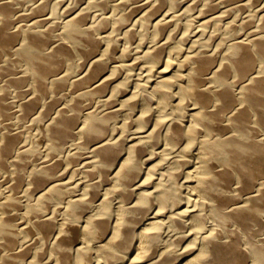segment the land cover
I'll use <instances>...</instances> for the list:
<instances>
[{
  "label": "bare ground",
  "instance_id": "6f19581e",
  "mask_svg": "<svg viewBox=\"0 0 264 264\" xmlns=\"http://www.w3.org/2000/svg\"><path fill=\"white\" fill-rule=\"evenodd\" d=\"M23 1L0 0V264H264V13L239 58L205 30L259 0Z\"/></svg>",
  "mask_w": 264,
  "mask_h": 264
},
{
  "label": "rangeland",
  "instance_id": "374dc122",
  "mask_svg": "<svg viewBox=\"0 0 264 264\" xmlns=\"http://www.w3.org/2000/svg\"><path fill=\"white\" fill-rule=\"evenodd\" d=\"M24 1H25V3H24ZM20 5H19V10L21 11V12H23L24 11V13H27L28 11H29V8H30V6H32L34 3H38V2H41L42 0H24ZM27 1V2H26ZM51 1V2H50ZM49 2H48V5L50 6H48L47 7V9L48 10H46V14H50L51 12L53 13H58L57 11H58V9H57V7H56V3H58V1L59 0H50ZM190 1H197V8L198 7H200V4H202L203 2H207L206 0H202V1H200V0H187V2H189L190 3ZM198 1H199V3H198ZM202 2V3H201ZM259 2V3H258ZM258 2H256L255 4H253V5H248V6H246V7H244V8H241V9H238L237 10V8H236V10L234 9L233 10V12L232 13H230V15L232 16V17H230V15H228L230 18H228V17H226V18H224L223 19V21H221V22H217L218 23V25L216 26V24L214 23H210L211 24V26H210V24H208V26L205 28V30L207 31V34H206V38H208V37H210V39L212 38V39H214L215 41H213L212 39L210 40L209 39V41H211L210 43H209V50H210V52H211V54H213L212 56H214V58H216V60L218 59V61L219 60H221V58L223 59L224 58V56H226V55H224V53L225 54H227L228 52V54H227V56L229 55L230 57H232V58H239V56H241V54H242V51H243V49H242V47L241 46H236L235 44H233L234 42H232V40L229 42V40L230 39H233V38H235V37H239L240 35H244V34H246V32H248L250 29H247V28H251V26H250V24H249V27H248V25H246V27H245V24H243L244 23V20H246V18L247 19H251V23H253V24H251V25H253L252 27H255V25H257L258 24V22H256V21H258L257 19H258V17L262 14V13H264V0H259ZM24 3V4H23ZM257 3L259 4V5H257ZM28 5L27 7H26V5ZM31 4V5H30ZM199 4V5H198ZM30 5V6H29ZM55 5V6H54ZM226 5H227V3H223V4H221V5H219L220 6V8H222L223 6L224 7H226ZM256 5V6H255ZM230 6V5H229ZM252 6H254V7H252ZM262 7H263V9H262ZM25 8V9H24ZM164 8L166 9V8H168V7H166V6H164ZM254 9V11H255V9H256V11L254 12L253 11V9ZM23 11H22V10ZM28 9V11H26ZM262 11H260V10ZM57 10V11H56ZM240 10V11H239ZM49 11V12H48ZM56 11V12H55ZM255 13L254 14V16H252L253 14V12ZM257 11H258V13H257ZM238 12V13H237ZM29 13V12H28ZM235 13H236V15H235ZM257 13V14H256ZM261 13V14H260ZM239 14H242V18H240L241 16L239 15ZM252 14V15H251ZM259 14V15H258ZM244 15H247V16H245L244 17ZM238 16H240V17H238ZM257 16V17H256ZM235 17H237L238 19H236ZM228 18V19H227ZM240 18V19H239ZM257 18V19H256ZM235 19V20H234ZM242 19V20H241ZM186 19H182L181 20V22H180V24L181 25H179L178 27H177V30H176V28L174 29V30H172V29H169V32L167 31L166 32V34L164 33V36L162 35L161 37L163 38H166V36L168 35V34H170L171 32L172 33H174L173 35H175V37H173L172 38V40L171 41H169L170 43H169V48H167L165 51V56H166V58H165V56H164V62L166 61V60H170V58L171 59H174V58H176V60H177V58H181L180 56H175V55H173L172 57H170L173 53V51H175V49H177V47H180V48H182L183 49V47H185L184 49H186V48H188L187 46H190V44H191V41H190V38H187V41L185 42L184 40H180L179 39V37L181 36V32H182V34L183 33H186V34H188V35H191V33H192V31L193 30H195V28H197L198 29V27H199V25H198V23L196 22V21H188V20H186V22H184ZM234 20V21H233ZM230 21V22H229ZM232 21V22H231ZM224 24H223V23ZM226 22V23H225ZM230 23V25H229V23ZM240 22V23H239ZM185 23H188V25L190 24L191 26H190V28L189 29H193V30H190L191 32H188V28L187 27H189V26H187V25H185ZM220 23H221V25H220ZM233 23V24H232ZM237 23V24H236ZM196 25L195 27H194V25ZM226 24V25H225ZM232 24V25H231ZM239 24V25H238ZM242 24V25H241ZM255 24V25H254ZM183 25V26H182ZM193 25V26H192ZM223 25V26H222ZM224 25L226 26V28L224 27ZM227 25H229V26H227ZM233 25H235V26H233ZM244 25V26H243ZM185 26V27H184ZM198 26V27H197ZM219 26V27H218ZM233 26V29L232 28H230L229 29V27H232ZM239 26V28H237ZM181 29H180V28ZM193 27V28H192ZM217 27H218V31H217ZM247 29H245V28ZM183 28V29H182ZM209 28V29H208ZM214 28H215V30H216V32L214 31ZM225 28V29H224ZM235 28L237 29V30H235ZM179 29V30H178ZM242 29V31H243V33L241 34V32L240 31H238V30H241ZM170 30H171V32H170ZM176 30V31H175ZM212 30V31H211ZM222 30V32H220ZM225 30H228L229 32H231V33H228V31L226 32ZM231 30V31H230ZM238 31L237 33L236 32H232V31ZM177 31H179V34L180 35H178V33H177ZM209 32H210V34H209ZM211 32H214V35H212V33ZM225 33L228 35L229 34V36H232L233 34L234 35H237V34H239V36L237 35V36H232V38H230V37H228V36H226L225 35ZM220 34V35H219ZM224 34V35H223ZM149 35V39H148V36H147V42H150V40H151V32L148 34ZM172 35V36H173ZM178 36V38H177V36ZM216 36V37H215ZM223 36V37H222ZM224 37L226 38V39H224ZM229 39H228V38ZM163 38V39H164ZM186 40V39H185ZM188 40L190 41V43L188 42ZM225 40V41H224ZM226 40H228V41H226ZM178 42V44H176L175 42ZM184 41V42H183ZM222 41V42H221ZM214 42V44L212 45L211 43H213ZM174 45H173V44ZM229 43V44H228ZM230 43H232V44H230ZM182 44V45H181ZM171 45H172V48H171ZM179 45V46H178ZM187 45V46H186ZM229 45H231L232 46V49H231V47L229 46ZM135 45L133 44L132 45V47H134ZM175 46V47H174ZM211 47V48H210ZM230 48V49H229ZM241 48V49H240ZM168 49H171V51L170 50H168ZM173 49V50H172ZM229 50V51H228ZM168 51H169V53H168ZM213 51V52H212ZM227 52V53H226ZM167 53V54H166ZM171 53V54H170ZM215 54V55H214ZM167 55H170L169 57L170 58H168L167 57ZM232 55V56H231ZM174 61H175V59H174ZM139 70V69H138ZM137 69H133V71H135V72H137L138 71ZM153 105H155V103L153 104ZM171 106H173V105H169L168 107H167V112L169 111V112H172L171 111ZM171 107V108H170ZM170 108V109H169ZM169 109V110H168ZM39 132H40V125H39V123H35L34 124V127H33V130H32V135H31V139H32V141L34 142L33 143V146H32V152H33V154L34 155H36L37 156V154L39 155V153H42V151L41 150H43L44 149V147H45V145H46V140H45V138H43V136L42 135H40L39 134ZM256 132V131H255ZM40 135V136H39ZM188 171V170H187ZM0 192L3 190V185H5L4 183L6 182V179L4 178V174L3 173H1L0 172ZM3 182V183H2ZM3 184V185H2ZM185 192H188V189L186 190V188L184 189V193ZM52 207V205L51 206H47V207H45L44 209H42L41 210V213H43V214H48V213H50L52 210H53V207ZM48 209H50V210H48ZM46 210H48V211H50V212H48V211H46ZM59 215H58V217H60L61 215H60V213H58ZM71 216V217H70ZM69 218H71L73 221H72V224H71V226H70V228H69V230H70V233H72V234H74V236L76 237V240L77 239H79L78 237V235H80L79 234V230L78 229H80V227H81V225L82 224H80V223H82V221H83V219L75 212V211H72V213H70V215H69ZM74 218V219H73ZM19 220V219H18ZM76 221V222H75ZM80 225V226H79ZM224 226H226V227H224ZM230 226H231V229L233 228L234 229V226H233V224L229 221V222H226L224 225H223V231L221 232L222 233V235L224 234L226 237H229V240L231 239V240H234V239H236L237 238V231L236 230H234L233 231V229H232V231H230L229 230V228H230ZM226 229H227V231L229 230V232L230 233H228L227 231H226ZM226 231V232H225ZM236 231V232H235ZM232 232V233H231ZM93 233V232H92ZM237 234V235H236ZM94 237H95V239H97V241L99 240V237H97V235L94 233ZM90 261H89V259H86L85 261H84V263L83 264H90L89 263Z\"/></svg>",
  "mask_w": 264,
  "mask_h": 264
}]
</instances>
